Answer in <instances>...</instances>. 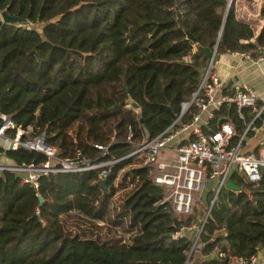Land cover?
I'll return each mask as SVG.
<instances>
[{
  "label": "trees",
  "instance_id": "trees-1",
  "mask_svg": "<svg viewBox=\"0 0 264 264\" xmlns=\"http://www.w3.org/2000/svg\"><path fill=\"white\" fill-rule=\"evenodd\" d=\"M227 4L0 0V12L31 23L0 19V113L23 128L22 139L44 133L60 160L108 162L41 173L36 186L21 172L0 170V264H185L193 230L173 234L199 220L195 212L178 218L168 201L158 203L165 190L153 183V167L131 154L176 120L217 56L264 54V4L258 31ZM197 112L192 103L180 121ZM242 112L240 118L236 105L223 103L202 129L229 120L239 134L252 116L249 108ZM0 154L16 166L47 161L24 147L0 144ZM231 179L241 189L218 193L196 245L204 256L199 264H227L229 256L264 249V173L255 183ZM70 216L84 226L67 230L62 218ZM215 251L226 257L209 256Z\"/></svg>",
  "mask_w": 264,
  "mask_h": 264
},
{
  "label": "built area",
  "instance_id": "built-area-1",
  "mask_svg": "<svg viewBox=\"0 0 264 264\" xmlns=\"http://www.w3.org/2000/svg\"><path fill=\"white\" fill-rule=\"evenodd\" d=\"M240 53L251 58L248 53ZM263 57L264 54H261L257 59L262 60ZM213 63L210 62L204 71L192 99L183 103L176 120L158 136L139 143L131 154H141L143 163L153 167L151 171L153 183L165 190L164 198L158 203L168 201L178 218L194 213L197 206L195 195L204 190L208 180L215 181L213 189L211 188L214 193L211 202H214L233 174L241 176L247 182L255 183L262 174L261 167H264V137L256 142V151H248L245 147L250 136L256 131V122L264 113V99H259L255 90L248 86H235L231 92L223 94L220 99H215L214 91L221 86V80L218 73L213 70ZM192 103L197 106L198 112L193 114L190 122L182 123L180 117ZM223 103L236 105L240 118L244 117L243 108L251 110L252 116L248 122H244V128L239 134L235 133L233 124L227 120L209 132H204L198 125L202 112L209 111V107L213 109L212 112L209 111L207 117L210 119L213 117V111L219 109ZM0 120V141L3 148L24 147L47 156V161L39 166L0 163V170L28 173L27 177H23L25 182H31L36 186L41 173L89 170L108 164V162L92 164L90 159L84 157L76 162L60 160L55 156L54 149L46 144L44 133L22 139L24 130L21 126H15L1 113ZM9 128L15 129L13 137L6 134ZM234 135L237 136L236 141H233ZM107 174L108 172L104 170L100 174V179L105 178ZM206 217L207 215L202 220L182 226L173 234V237H177L195 230L196 234L188 256L196 249ZM215 252L219 257H226L225 253ZM257 263L256 255L249 258L229 256L227 261V264ZM260 264H264V260Z\"/></svg>",
  "mask_w": 264,
  "mask_h": 264
},
{
  "label": "crops",
  "instance_id": "crops-1",
  "mask_svg": "<svg viewBox=\"0 0 264 264\" xmlns=\"http://www.w3.org/2000/svg\"><path fill=\"white\" fill-rule=\"evenodd\" d=\"M238 3L239 2H236V5H238ZM250 3L253 6L252 9L250 8L248 10L247 6L240 5L238 8L236 7V13L240 19L247 20L251 23L255 20L257 23L252 24L254 30L258 31L259 29L256 30L255 27L260 28L262 25V20L259 16V8L262 6V4L258 2L256 3L255 0H251ZM245 7L247 10H245ZM258 56H251V58H247L240 52L223 53L217 56L213 63V70L218 73L221 80V86L214 91V98L220 99L223 94L231 92L235 86H248L255 90L259 99H264V57L262 60H259L257 59ZM212 110L213 109L209 107V111L212 112ZM209 111H204L200 114V121L198 125L201 128L208 124L209 119H207V117ZM256 124V131L248 139V144L245 145L246 150L248 151H256V142L264 137V113L256 122ZM0 163H9L8 159L3 154H0ZM230 180L233 181L232 179ZM214 183V180H208L206 187L200 192L199 195L202 198V203L204 201V196H207L210 194V192H212L211 188L213 189ZM199 203L201 202H198V204ZM197 208H201V204L198 205ZM196 218L199 220L197 215ZM214 254L215 252H212L209 256ZM256 256L258 258L257 264H260V262L264 260V249H260ZM203 259L204 256L200 254L199 248H196L191 257L189 256L187 264H193L197 261L201 262Z\"/></svg>",
  "mask_w": 264,
  "mask_h": 264
},
{
  "label": "rangeland",
  "instance_id": "rangeland-1",
  "mask_svg": "<svg viewBox=\"0 0 264 264\" xmlns=\"http://www.w3.org/2000/svg\"><path fill=\"white\" fill-rule=\"evenodd\" d=\"M229 1V0H228ZM250 1L251 0H231V3H235V6L238 8L240 5H244V6H247V9L249 10L250 8L252 9L253 8V6L251 5V3H250ZM236 2H239V3H242V4H239L238 3V5H236ZM255 2L257 3H261V4H264V0H255ZM236 8V9H237ZM246 9V7H245V10H247ZM243 10H244V8H243ZM253 24H255V23H257L255 20H254V22H252ZM255 29L256 30H258L259 29V27H255ZM0 144H2L1 143V141H0ZM5 164V163H4ZM22 175L24 176V177H27L28 176V173H22ZM121 194H123L122 192H120V194L119 195H121ZM118 195V196H119ZM213 195H214V193H212V192H210V196H204V201H203V203H202V198H201V196L199 195V192L195 195V202H197V204H198V202H201V203H199L198 205H200L201 204V208H197L198 207V205H197V207H196V209H195V214L197 215V217H198V219L199 220H202L203 219V217L205 216V215H208V209H209V206H210V204H211V201H212V199H213ZM117 197V196H116ZM116 197H114V200H115V198ZM202 197H203V195H202ZM62 221H63V223H64V226H65V228H67V230H72V231H74V230H76L77 228H80L81 226H84V225H80V223H78V221H77V219H76V217H73V216H70V217H63L62 218ZM195 230H193V236H195V232H194Z\"/></svg>",
  "mask_w": 264,
  "mask_h": 264
},
{
  "label": "water",
  "instance_id": "water-1",
  "mask_svg": "<svg viewBox=\"0 0 264 264\" xmlns=\"http://www.w3.org/2000/svg\"><path fill=\"white\" fill-rule=\"evenodd\" d=\"M230 4H231V0L228 1L227 8L230 6ZM0 19L2 22L17 24V25L31 24L28 21V19H26V18H20L18 16H12V15L7 14L4 11L0 12ZM187 34H188V37L192 38L189 33H187ZM192 39H194V38H192ZM126 103L129 106L133 107L135 110L139 109V106L130 97L127 99ZM261 173H264V167H261ZM100 183L104 186L105 179L104 178L100 179ZM240 189H241V186L237 185L236 183H234L233 181L230 180L225 184L223 191L225 193H228L230 191H239ZM243 189L245 190V187ZM38 199H39V203H41L42 200H41L40 196H38ZM213 203L214 202H211L209 209H208V212L211 209ZM199 263L200 262L197 261V262H194L193 264H199ZM185 264H187V261L185 262Z\"/></svg>",
  "mask_w": 264,
  "mask_h": 264
}]
</instances>
